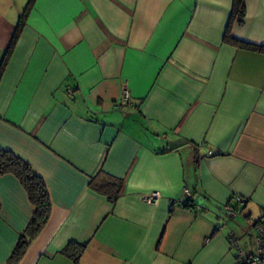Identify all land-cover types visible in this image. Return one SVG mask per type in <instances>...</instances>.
<instances>
[{"label":"crops","instance_id":"0c3cea01","mask_svg":"<svg viewBox=\"0 0 264 264\" xmlns=\"http://www.w3.org/2000/svg\"><path fill=\"white\" fill-rule=\"evenodd\" d=\"M27 1L0 0V63ZM244 2L229 35L262 45L264 0ZM231 6L35 1L0 78V151L43 180L51 212L17 264H73L69 243L87 244L80 264H237L230 233L254 253L264 54L225 42ZM99 172L124 181L113 203L90 187ZM235 196L246 202L229 219ZM32 213L19 180L0 175V264Z\"/></svg>","mask_w":264,"mask_h":264},{"label":"trees","instance_id":"16d2710c","mask_svg":"<svg viewBox=\"0 0 264 264\" xmlns=\"http://www.w3.org/2000/svg\"><path fill=\"white\" fill-rule=\"evenodd\" d=\"M36 0H28L22 13L18 18V22L11 38L10 44L7 47L2 61L0 63V78L5 68L7 60L15 47L29 12L31 11ZM245 15L244 0H232L231 13L227 29L225 31L224 40L226 43L236 46L240 49L258 52L264 54V44L253 45L243 41L234 39L229 35V29L233 21L237 20L239 24ZM175 147L174 149H176ZM166 151V150H165ZM161 151L160 153H164ZM0 175H13L16 177L24 188L29 202L33 207L31 219L26 227L24 235H22L6 264H17L25 253L29 243L39 234L49 219L51 212V203L49 194L43 180L35 173V171L23 160L8 151H0ZM124 181L116 179L104 173H97L90 181V187L97 193L105 195L107 199L113 203L119 197L123 190ZM246 202V201H245ZM185 207L188 205L185 204ZM262 225L264 229V214L254 223V227ZM253 227V228H254ZM86 243L77 244L69 243L63 254H65L73 264H80L79 260L82 252L86 248Z\"/></svg>","mask_w":264,"mask_h":264},{"label":"built area","instance_id":"2783aa9c","mask_svg":"<svg viewBox=\"0 0 264 264\" xmlns=\"http://www.w3.org/2000/svg\"><path fill=\"white\" fill-rule=\"evenodd\" d=\"M128 102V95L124 92L121 100V105L124 106ZM210 154V152H209ZM185 197L189 198L190 194L187 190L184 191ZM159 198L158 193H152L144 198V201L148 204H155ZM245 200L241 197H233L231 200L224 205L223 214L226 218H234L237 214V208L243 207ZM229 242L231 247L234 249L237 258V264H264V229L262 225H257L253 228V242H254V253L247 257L240 249L238 240L234 234H229Z\"/></svg>","mask_w":264,"mask_h":264}]
</instances>
